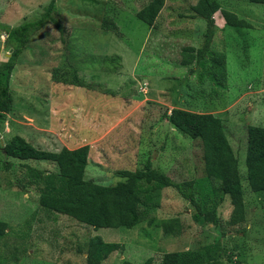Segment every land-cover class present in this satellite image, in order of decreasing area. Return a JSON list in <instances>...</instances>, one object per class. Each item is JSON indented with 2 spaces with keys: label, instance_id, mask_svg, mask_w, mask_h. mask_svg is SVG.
<instances>
[{
  "label": "rangeland",
  "instance_id": "obj_1",
  "mask_svg": "<svg viewBox=\"0 0 264 264\" xmlns=\"http://www.w3.org/2000/svg\"><path fill=\"white\" fill-rule=\"evenodd\" d=\"M47 1L0 0V21L17 25L40 12ZM149 1L57 0L64 35L47 24L17 59L4 135L19 133L50 150L89 142L85 175L105 184L122 178L116 171L122 166L134 169L150 158L186 189L192 180L195 198L209 196V203L216 182L206 176L200 139L165 120L173 107L209 110L224 119L238 157L246 216L241 223L227 224L232 205L224 197L217 213L228 232L220 237L219 255L223 264H264V193L251 190L245 164L247 125L254 122L246 113L252 112L250 102L257 100L259 82L264 81V4L217 0L220 8L246 19L250 27L221 26L220 12L214 13L216 31L198 60L196 49L207 22L193 14L196 0H165L155 25L135 16ZM108 22L118 25L119 34L106 27ZM10 51L0 30V61ZM218 53L226 55L222 70L210 66ZM75 76L85 84L65 81ZM98 124L102 128L94 142L91 133ZM25 163L57 168L49 160L6 158L0 152V217L10 222L0 237L3 264H89L78 247L84 249L96 232L123 245L100 264H122L124 259L140 264L148 256L158 264L163 251L204 245L218 233L213 223L194 219L196 207L172 186L141 194L142 219L133 227H94L66 214L46 213L37 209V184ZM172 216L184 224L179 234H165L156 225L157 219Z\"/></svg>",
  "mask_w": 264,
  "mask_h": 264
},
{
  "label": "trees",
  "instance_id": "obj_2",
  "mask_svg": "<svg viewBox=\"0 0 264 264\" xmlns=\"http://www.w3.org/2000/svg\"><path fill=\"white\" fill-rule=\"evenodd\" d=\"M56 1L48 0L41 5L40 12L17 25L12 26L0 21V30L11 49L9 55L0 61V137L3 138V142L0 141V152L6 158L52 161L56 169H43L25 163L29 175L37 184L39 192L37 209H42L46 213L66 214L94 227L135 226L142 219L139 213L141 194L164 186L174 187L196 207L192 212L194 219L203 218L204 221L213 223L218 233L212 242L204 245L163 251L158 264H223L219 255L220 237L228 231L221 227L223 219L218 215L217 207L228 195L232 210L231 217L226 220L227 224L241 223L245 221L246 216L238 157L226 135L224 119L221 116L209 110H196L184 106L173 107L165 114L176 128L192 137H198L201 141L206 176L216 182L211 190L213 196L210 197L209 203V196L203 195L200 200L195 198L194 191L189 185L192 180H189L186 189L183 181H176L162 169L153 166L150 158H147L140 167L117 169V174L122 178L115 183L105 184L85 175L89 142H83L75 147L62 145L58 149L50 150L35 145L19 133L4 135L2 122L6 119L13 102L10 82L17 59L27 48L31 37L47 24L51 23L61 34V38L64 35L65 27L58 17ZM249 1L264 4V0ZM164 3L165 0H150L135 13V16L146 24L155 25ZM192 8L193 14L205 18L207 22L203 41L196 49L198 60L206 55L216 31L214 13L219 11L230 27L236 29L250 27L246 19L240 18L233 11L220 8L217 0H196ZM105 25L115 34H119L118 25L113 26L109 22ZM224 56V53L215 54L212 58L213 64L210 66L222 70ZM112 59L119 60V56H113ZM220 80L222 82L223 77ZM65 81L78 86L85 84L76 76L73 80ZM246 136V180L252 191L264 193V125L249 123ZM9 223L0 217V237L9 230ZM156 225L162 227L165 234H179L184 226L179 216L157 219ZM81 247L79 245L78 250L85 253L89 264H100L111 251L122 248L123 245L119 241L105 240L96 232L89 235L85 248ZM0 264H3L1 259ZM122 264L137 263L124 259ZM140 264H155L153 256H148Z\"/></svg>",
  "mask_w": 264,
  "mask_h": 264
},
{
  "label": "crops",
  "instance_id": "obj_3",
  "mask_svg": "<svg viewBox=\"0 0 264 264\" xmlns=\"http://www.w3.org/2000/svg\"><path fill=\"white\" fill-rule=\"evenodd\" d=\"M217 21H219V25H221V26H223L224 23H226L225 19L223 17L222 18H218ZM225 58H226V55H225ZM227 81H228V79H227ZM250 103H251L252 112H250V113L247 112L246 116L248 115L251 118V120L254 121L253 122L254 124L257 123V122H262L263 125H264V81L263 80L259 82V94L257 96V100L256 101L253 100ZM169 111L170 110H168L167 112H169ZM165 120L169 123V125L171 127L176 128L174 126V124L168 119L167 116L165 117ZM94 125H96V123ZM98 126H99V127H97L98 130H93V132L91 133V138H92V140L94 142H98V139H96V136L99 135L98 132L100 131L101 125L98 124ZM101 137L102 136L99 137V140L101 139ZM74 140L76 141V140H78V138L75 137ZM78 145H80V144L73 145L72 147H75V146H78ZM89 147H90V144H89ZM98 157H99V160H97V161H101L100 160V159H102L101 155H99ZM88 161H89V151H88ZM88 161H87V163H88ZM121 168L131 169V166L130 167L129 166H124V167L122 166ZM121 168H119V169H121ZM226 197H228V195H226ZM228 204H230V203L228 202ZM228 206L230 207V205H228ZM221 260H222V258H221Z\"/></svg>",
  "mask_w": 264,
  "mask_h": 264
},
{
  "label": "water",
  "instance_id": "obj_4",
  "mask_svg": "<svg viewBox=\"0 0 264 264\" xmlns=\"http://www.w3.org/2000/svg\"><path fill=\"white\" fill-rule=\"evenodd\" d=\"M10 52H11V51H10ZM10 52H9V53H10ZM9 53H8V54H9ZM0 141H1V143L3 142V138H2V137H0Z\"/></svg>",
  "mask_w": 264,
  "mask_h": 264
}]
</instances>
